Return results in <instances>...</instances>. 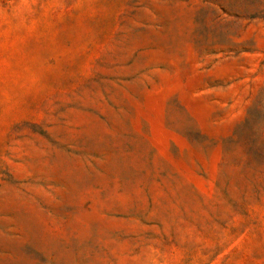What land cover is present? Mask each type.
I'll return each mask as SVG.
<instances>
[{"label": "rangeland", "instance_id": "1", "mask_svg": "<svg viewBox=\"0 0 264 264\" xmlns=\"http://www.w3.org/2000/svg\"><path fill=\"white\" fill-rule=\"evenodd\" d=\"M0 264H264V0H0Z\"/></svg>", "mask_w": 264, "mask_h": 264}]
</instances>
